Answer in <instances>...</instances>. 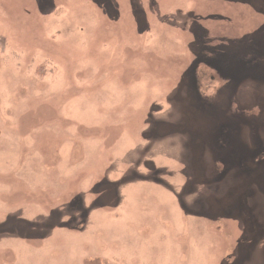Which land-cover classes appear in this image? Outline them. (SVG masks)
Segmentation results:
<instances>
[{"label": "rangeland", "instance_id": "obj_1", "mask_svg": "<svg viewBox=\"0 0 264 264\" xmlns=\"http://www.w3.org/2000/svg\"><path fill=\"white\" fill-rule=\"evenodd\" d=\"M0 264H264V0H0Z\"/></svg>", "mask_w": 264, "mask_h": 264}, {"label": "trees", "instance_id": "obj_2", "mask_svg": "<svg viewBox=\"0 0 264 264\" xmlns=\"http://www.w3.org/2000/svg\"><path fill=\"white\" fill-rule=\"evenodd\" d=\"M203 34H207V33H203V32L201 31V35H199V36L197 37V39H206V38L203 36ZM207 39H209L208 36H207ZM207 39H206V40H207ZM207 43H209L208 40H207Z\"/></svg>", "mask_w": 264, "mask_h": 264}, {"label": "flooded vegetation", "instance_id": "obj_3", "mask_svg": "<svg viewBox=\"0 0 264 264\" xmlns=\"http://www.w3.org/2000/svg\"><path fill=\"white\" fill-rule=\"evenodd\" d=\"M203 162V161H202Z\"/></svg>", "mask_w": 264, "mask_h": 264}]
</instances>
